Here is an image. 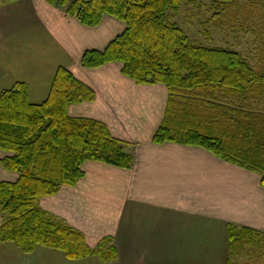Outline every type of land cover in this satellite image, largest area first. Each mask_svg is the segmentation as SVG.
Wrapping results in <instances>:
<instances>
[{"label":"trees","instance_id":"1","mask_svg":"<svg viewBox=\"0 0 264 264\" xmlns=\"http://www.w3.org/2000/svg\"><path fill=\"white\" fill-rule=\"evenodd\" d=\"M45 1L87 28L98 27L106 16L125 25L105 51L85 52L81 66L96 70L120 64L122 75L137 85L166 87L165 116L153 144L201 148L259 174L264 188V56L254 67L230 49L193 45L171 21L183 0ZM244 3L213 0L211 21L224 19L230 28H242L252 21V11L260 10L264 25V4ZM242 13L245 21L239 24ZM96 98L64 67L58 68L48 98L40 105L30 103L24 83L1 93L0 150L12 154L1 165L19 176L16 183H0L1 243H12L28 255L43 247L72 261L92 256L103 263L116 260L112 238L92 249L81 232L38 204L63 187L76 186L86 162L133 168L129 145L114 138L105 124L71 116V106L94 103ZM227 236L226 264H238L247 249L264 247V234L248 227L229 224Z\"/></svg>","mask_w":264,"mask_h":264},{"label":"crops","instance_id":"2","mask_svg":"<svg viewBox=\"0 0 264 264\" xmlns=\"http://www.w3.org/2000/svg\"><path fill=\"white\" fill-rule=\"evenodd\" d=\"M124 30L109 16L87 28L45 0H0V95L24 83L30 103L40 105L64 67L97 97L71 106V116L105 124L134 157L130 170L86 162L76 186L38 203L81 232L92 249L112 238L114 262L95 256L72 261L43 247L28 255L0 242V264H226L229 224L264 233L259 174L198 147L152 143L165 116L166 87L139 86L122 75L120 64L82 68L85 52L105 51ZM10 156L0 150V183L18 181L1 165Z\"/></svg>","mask_w":264,"mask_h":264},{"label":"rangeland","instance_id":"3","mask_svg":"<svg viewBox=\"0 0 264 264\" xmlns=\"http://www.w3.org/2000/svg\"><path fill=\"white\" fill-rule=\"evenodd\" d=\"M242 1L243 6H246L245 1L264 4V0ZM214 12L213 0H183L179 13L171 16V21L179 25L193 45L230 49L240 53L252 66H257L264 56V25L259 21L261 11H252V21L242 28L235 24L230 28L224 19L212 22ZM244 21L242 13L239 24ZM129 152L132 153L131 148ZM237 262L264 264V247L247 249Z\"/></svg>","mask_w":264,"mask_h":264}]
</instances>
